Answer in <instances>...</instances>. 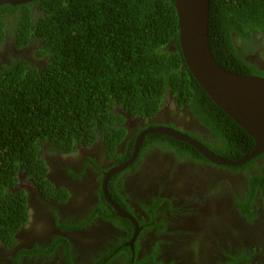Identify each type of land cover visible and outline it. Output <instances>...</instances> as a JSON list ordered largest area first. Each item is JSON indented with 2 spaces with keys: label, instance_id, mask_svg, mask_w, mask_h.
Wrapping results in <instances>:
<instances>
[{
  "label": "trees",
  "instance_id": "1",
  "mask_svg": "<svg viewBox=\"0 0 264 264\" xmlns=\"http://www.w3.org/2000/svg\"><path fill=\"white\" fill-rule=\"evenodd\" d=\"M208 16L209 46L217 64L233 73L264 77V70L245 60L235 47L243 40L245 45L256 39L264 41V0H209ZM10 35L19 48L30 38L36 39L38 46L31 56L42 60H35L37 66L22 57L0 68L3 250L18 245V230L28 218L27 193L18 186L21 173L48 198L65 199L47 178L43 156L69 154L77 145L89 146L99 140L107 155L120 156L118 145L128 133L127 116L152 118L165 106L167 97H172L178 107H187L209 130L215 141L203 143L215 154L238 160L254 148L253 138L208 96L188 69L178 40L174 0L0 4V45ZM133 142L125 143L126 155L131 153ZM152 143L164 152L174 151L180 159L207 162L188 143L154 132L145 136L140 153ZM260 157L264 154L232 167L248 172L245 198L236 201L241 215L247 218L254 217L256 199L264 207V162L256 161ZM107 190L114 202L127 206L110 181ZM102 203L108 210L105 215L119 220L125 228L129 225L126 229L131 234L132 224ZM157 206L159 201H154L152 218ZM101 209L97 207L96 213L101 215ZM85 224L82 221L72 228ZM55 242L47 247L35 244L30 251L21 249L15 256H7L11 264H23L22 255H52ZM110 254L105 252L93 264H107ZM243 258L230 257L220 264H236ZM65 260L74 264L67 244Z\"/></svg>",
  "mask_w": 264,
  "mask_h": 264
},
{
  "label": "flooded vegetation",
  "instance_id": "2",
  "mask_svg": "<svg viewBox=\"0 0 264 264\" xmlns=\"http://www.w3.org/2000/svg\"><path fill=\"white\" fill-rule=\"evenodd\" d=\"M38 12V9L33 11L34 14ZM13 37L6 36L0 45V68L3 63L9 64L10 60L22 57L38 66L35 60L42 59L31 56L38 41L30 38L29 43L19 48ZM251 42L245 45L243 40L235 47L245 60L264 70V63L250 59L246 53L248 46L256 44L263 51L264 41ZM169 102H173V110L162 106L152 118L127 116L128 133L118 145L120 156L107 155L101 140L89 146L77 145L69 154L46 153L43 156L46 176L55 189H59L56 193L65 199L48 198L21 173L18 186L27 193L28 218L17 233L21 244L5 250L0 248L7 252H1V256L13 257L21 249L30 251L35 244L47 247L57 240L52 255L31 258L22 255L23 264H66V244L74 264H93L109 251L112 257L107 264H126L128 258L130 264H220L230 257L236 259L242 255L244 258L236 264H264L263 204L256 199L252 218L242 216L236 204L238 199L243 201L245 198L248 172L189 157L180 159L174 151L164 152L154 143L140 153L149 133L145 134L137 152L134 151L140 133L157 125L194 130L198 136L206 138H203L204 143L215 141L187 107H178L172 97H167L166 105ZM139 127L141 130L138 131ZM132 139L131 153L126 155L125 143ZM256 161L260 164L264 158ZM120 165L125 166L108 175L106 188L108 181L112 182L127 206L110 197L111 200L133 216L132 221L124 218L132 224L131 234L126 229H130L129 225L125 228L119 220H110L105 215L108 210L102 203L106 202L116 216L115 209L105 200L102 182L111 169ZM249 173L254 171L249 169ZM194 190L196 200L190 201L188 194ZM207 195L211 198L206 199ZM154 201H159V206L152 218ZM99 206L102 207L101 215L96 213ZM82 221L86 224L72 228ZM135 228L138 232L134 234ZM23 246L26 248H21ZM0 264L11 262L0 258Z\"/></svg>",
  "mask_w": 264,
  "mask_h": 264
},
{
  "label": "water",
  "instance_id": "3",
  "mask_svg": "<svg viewBox=\"0 0 264 264\" xmlns=\"http://www.w3.org/2000/svg\"><path fill=\"white\" fill-rule=\"evenodd\" d=\"M33 0H0V4L20 5ZM178 18V40L185 63L208 96L254 140L250 153L238 160H227L208 149L201 141L184 132L161 125L140 133L134 145L137 152L147 133H159L183 141L195 148L207 161L215 165L236 167L264 154V77L230 72L215 61L209 46V0H174ZM134 156H132L133 158ZM132 158L130 160H132ZM125 165L113 168L102 182L105 200L116 216L133 220V216L119 208L107 193L108 175ZM264 187V178H263ZM135 227H137L134 222ZM138 228H135V233ZM135 238V235L132 238Z\"/></svg>",
  "mask_w": 264,
  "mask_h": 264
},
{
  "label": "rangeland",
  "instance_id": "4",
  "mask_svg": "<svg viewBox=\"0 0 264 264\" xmlns=\"http://www.w3.org/2000/svg\"><path fill=\"white\" fill-rule=\"evenodd\" d=\"M258 42H262V41H258ZM248 51L246 52L247 53V57H249L250 59H252V60H255V61H257V62H259V63H264V52L263 51H261V49H259V44H256V45H253L252 47H250V46H248ZM166 102H167V98L165 99V106H168V108L170 109V110H173V108H174V104L171 102H169V104L168 105H166ZM180 128H178V130H179ZM180 131H182V132H185V133H187V134H189V135H191V136H193V137H195V138H199L202 142H204L203 141V139H201L199 136H198V134H196V132L193 130V131H187V130H184V129H180ZM205 138V137H204ZM206 139V138H205ZM196 192H195V190L194 191H192L190 194H188V197L190 198V201L191 200H196L195 199V194ZM185 196H187V195H185ZM221 197H223V196H221ZM205 198L206 199H208V198H211V196L210 195H207V196H205ZM196 202V201H195ZM229 202L230 201H228V200H226V203L227 204H229ZM182 209H188L189 210V208L188 207H181ZM20 244H21V242H19ZM23 247H25V246H23ZM1 252H5V251H1V249H0V258H6V260L9 262V257L6 255V256H1ZM5 253H7V252H5Z\"/></svg>",
  "mask_w": 264,
  "mask_h": 264
},
{
  "label": "bare ground",
  "instance_id": "5",
  "mask_svg": "<svg viewBox=\"0 0 264 264\" xmlns=\"http://www.w3.org/2000/svg\"><path fill=\"white\" fill-rule=\"evenodd\" d=\"M23 225V224H22ZM171 261V260H170ZM71 262V261H70ZM72 263V262H71Z\"/></svg>",
  "mask_w": 264,
  "mask_h": 264
}]
</instances>
